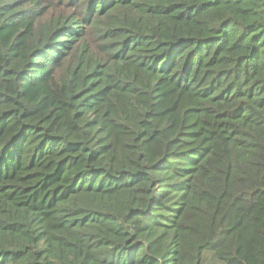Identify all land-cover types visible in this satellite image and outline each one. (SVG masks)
<instances>
[{"label":"trees","instance_id":"trees-1","mask_svg":"<svg viewBox=\"0 0 264 264\" xmlns=\"http://www.w3.org/2000/svg\"><path fill=\"white\" fill-rule=\"evenodd\" d=\"M0 264H264V0H0Z\"/></svg>","mask_w":264,"mask_h":264}]
</instances>
